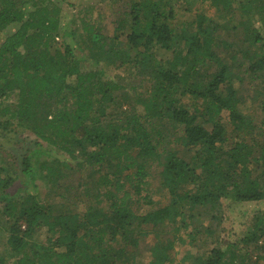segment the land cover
<instances>
[{"label": "trees", "instance_id": "1", "mask_svg": "<svg viewBox=\"0 0 264 264\" xmlns=\"http://www.w3.org/2000/svg\"><path fill=\"white\" fill-rule=\"evenodd\" d=\"M122 1L130 19L123 39L85 27L87 39L78 50L96 68L86 72L71 46L64 44L61 53L54 42L61 33L57 6L0 0V32L18 25L0 43V99L18 97L11 110H0L8 116L0 129L10 131L14 124L41 142L30 144L20 166L24 177L46 190L41 194L31 185L22 199L12 198L8 190L15 179L0 162V222L13 221L0 264H9L10 257L11 264H138L140 243L150 235L156 241L148 246V264H177L176 237L168 225L174 218L191 229L192 245L198 236L209 245L206 255H184L181 262L259 264L264 215L253 217L246 234L224 248L213 242L212 223L220 220L223 200H264V121L256 128L250 120L251 99L236 73L238 57L244 58L252 80L264 83V56L255 53L252 59L242 48L264 47V0H239L240 20L233 0H210L232 20L243 41L238 48L218 34L227 27L203 15L177 24L175 7L184 9L192 0ZM160 52L169 56L159 58ZM118 65L148 79L144 92L134 90L132 107L122 85L101 69ZM185 97L200 103L183 106ZM224 114L235 133L231 142ZM253 131H259V141ZM155 165L169 203L136 214L141 199L134 197L148 188ZM41 231L45 243L35 238Z\"/></svg>", "mask_w": 264, "mask_h": 264}, {"label": "rangeland", "instance_id": "2", "mask_svg": "<svg viewBox=\"0 0 264 264\" xmlns=\"http://www.w3.org/2000/svg\"><path fill=\"white\" fill-rule=\"evenodd\" d=\"M46 3H50L53 6H57L60 10L59 13V24L61 28V33L55 43L57 44L58 50L63 53L64 44H68L73 48L79 59V67L82 71H94L95 66L88 59L85 60V53L78 50V44L82 41H86L87 33L86 28L89 26L93 27L96 30V33L100 34L103 37L112 38L114 35H121L122 30L127 32V27L130 26V19L125 17L124 14H127V4L125 1H109V0H44ZM190 2V1H189ZM236 7V12L238 15L236 19L240 20L242 17L239 13V0H233ZM172 3V2H171ZM170 3V4H171ZM173 4V3H172ZM203 15L207 20L214 21L223 27H227L225 30L219 29L218 34L222 40H225L227 43H234L235 48L241 47L242 42H238L236 38V32H234L230 24V17L227 15L221 16L220 12L216 11L210 3V0H192L189 6H184V9H178L175 7V17L177 24L180 23H189L194 19L195 15ZM256 27L259 26V23L255 24ZM86 27V28H85ZM18 28V25L14 24L6 28L4 31L0 32V43L3 38L11 35ZM117 29H121L116 31ZM178 32V30H176ZM65 34H71V37L66 36ZM125 36L121 35L123 39ZM243 49L250 51L252 59L255 58L254 54L257 53L259 56H264V50L260 45L255 47L249 46L246 43ZM159 58L166 59L169 56V53L160 52L158 54ZM76 59V60H78ZM250 63L244 59L238 57L237 66L238 74L244 82V97L251 99L252 111L250 115V120L254 122L256 128L261 127L262 121H264V115L261 112V101L264 100V83L257 81L256 79L252 80L251 75L248 73ZM101 66V65H100ZM105 76L109 80H113L117 83H120L125 92L129 96V106L132 107L133 102V93L134 90L148 88V79L146 76L139 72L137 69L132 67L124 66H111V67H101ZM143 91V90H139ZM144 92V91H143ZM18 101V97L15 93L9 95L7 98L0 99V110L7 108L11 110ZM198 99H193L191 97H185L182 100V105L187 106L192 109L193 104H199ZM8 116L0 115V122L8 120ZM223 120L225 122V128L227 129L228 140L231 142L232 136L235 133H232L231 124H229L226 115H223ZM10 131H5L0 129V162L2 166L6 167L7 175L15 179L13 186L8 190V193L12 198L22 199L30 190L31 185L37 187L38 193L43 194L45 186L39 181L30 182V179L24 177L21 174L20 160L21 155L27 149H31L30 144L34 141L41 143L27 130L17 129L14 124L9 126ZM259 130V129H258ZM255 136V141L260 140L259 131H253ZM43 147L45 145L42 144ZM58 157L62 160L61 156ZM53 157V158H54ZM51 159V158H50ZM42 160V159H41ZM34 165V161H32ZM159 167L153 166L151 168V174L153 175L148 183V188L145 192L139 194V196L134 197V200H139L135 203V213L139 214L141 212L153 211L158 208H161L169 203L168 191L163 188L161 185V180L159 176ZM254 176L258 174L259 170H253ZM89 173V171H88ZM2 177H5V172L2 173ZM86 180V178H85ZM87 182V180H86ZM75 186V183L72 184ZM82 193V190L79 191ZM40 194V195H41ZM143 198H146L145 201H142ZM83 206H80L78 212L83 211ZM219 216V222H213L212 226L215 228V239L214 244H219L223 248L230 243L236 242L239 238L246 234L252 218L257 215H264V200L256 202H231L229 200H223L221 202V207L217 211ZM180 219L174 218L168 222L169 228H172L170 235H175V263L177 264H191V261L181 262V258L185 256H199L206 255L209 245L204 242L200 243L201 236H198V239L195 244L190 243L191 239V229H183L180 226ZM13 221L5 222L4 220L0 222V257L6 256V237L7 229L9 223ZM175 222V224H173ZM207 223L204 225L207 226ZM36 240L40 243H45L46 235L41 231L38 235L35 236ZM212 240V239H210ZM155 238L152 235L147 237L144 241L140 243L139 250L137 252L138 264H148L150 253L148 251V246H152L155 242ZM212 244V243H211ZM8 257V256H7ZM253 258L255 256L253 255ZM15 259L10 257L8 263H13ZM254 261V260H253ZM259 264H264V261H260Z\"/></svg>", "mask_w": 264, "mask_h": 264}]
</instances>
